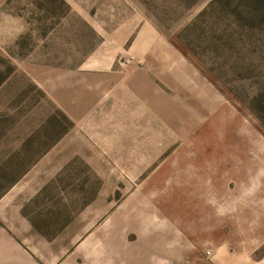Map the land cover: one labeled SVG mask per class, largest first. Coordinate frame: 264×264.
I'll return each instance as SVG.
<instances>
[{
    "label": "rangeland",
    "instance_id": "374dc122",
    "mask_svg": "<svg viewBox=\"0 0 264 264\" xmlns=\"http://www.w3.org/2000/svg\"><path fill=\"white\" fill-rule=\"evenodd\" d=\"M23 226L19 264H264V0H0Z\"/></svg>",
    "mask_w": 264,
    "mask_h": 264
},
{
    "label": "crops",
    "instance_id": "0c3cea01",
    "mask_svg": "<svg viewBox=\"0 0 264 264\" xmlns=\"http://www.w3.org/2000/svg\"><path fill=\"white\" fill-rule=\"evenodd\" d=\"M22 233L24 234L22 241H19V237L16 236L13 238L11 236H4L0 239V246L6 249L3 254L4 259H6L8 256H11L12 253L15 252V264L26 263L27 260L30 259L27 251L23 249V246H26L27 249H29L28 244L30 242V235L28 228L23 226Z\"/></svg>",
    "mask_w": 264,
    "mask_h": 264
}]
</instances>
